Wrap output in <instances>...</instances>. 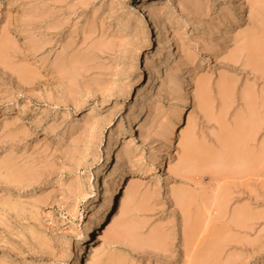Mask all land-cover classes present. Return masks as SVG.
<instances>
[{
  "label": "rangeland",
  "instance_id": "1",
  "mask_svg": "<svg viewBox=\"0 0 264 264\" xmlns=\"http://www.w3.org/2000/svg\"><path fill=\"white\" fill-rule=\"evenodd\" d=\"M88 246L99 264H264V0H0V264H87Z\"/></svg>",
  "mask_w": 264,
  "mask_h": 264
},
{
  "label": "bare ground",
  "instance_id": "2",
  "mask_svg": "<svg viewBox=\"0 0 264 264\" xmlns=\"http://www.w3.org/2000/svg\"><path fill=\"white\" fill-rule=\"evenodd\" d=\"M242 5L240 4L238 6V11L239 13L242 12ZM241 20H242V15H240V19L238 21V23H241ZM255 53L252 51V56H255L254 55ZM195 73V69L192 68V69H189L187 66L184 67L183 69V72L178 76H175L174 79H175V83L181 87V101H180V106L177 107V109L175 110L172 118H171V121L169 123H167L166 125H164L161 129V138L163 140V142L165 143V155H171L172 154V149L174 147V139L176 138L177 134L179 133V126H180V123L182 122V117L184 115V111H185V108L190 104L191 102V92H190V89L188 88L189 86V83H190V78L193 76V74ZM199 99L201 100L202 97H201V94L199 95ZM182 147H183V158L181 159V163H189V161H191V158H192V153L190 152L191 148H192V138L189 137V136H184L183 138V142H182ZM164 154H160L159 152L156 154V156H154V164H153V167H160L162 168L163 167V155ZM104 165V164H103ZM102 165V166H103ZM101 166V167H102ZM96 171L95 175L96 177H100L102 175V172L104 171V168H101ZM119 174H120V177L122 178L123 175L125 174L123 169H119ZM139 179H136L135 181H137ZM117 183V182H116ZM116 185V184H115ZM113 184V186H115ZM128 192V190H126L123 194V196ZM133 193L135 192L134 190L132 191ZM108 190L105 189L102 193L101 196H106L108 195ZM121 197V200L122 202H125V199L124 197ZM178 199L180 202L184 203L185 205H187V203L189 202V200L191 199L190 196L185 193V192H181V193H178ZM192 200V199H191ZM218 200V199H217ZM222 200V199H220ZM219 200V201H220ZM219 204V202H217ZM225 204V203H224ZM223 204V205H224ZM215 205V204H213ZM222 205V206H223ZM217 206V205H216ZM220 207V206H219ZM206 209L208 207H205ZM215 208V206H214ZM218 209V208H217ZM216 209V210H217ZM221 209V208H220ZM99 210H102V202H100L97 206V215H96V219L93 223V225H88L85 227L84 229V232H83V235L84 237H87L90 235V232H92V230L96 227H99L100 225V222L102 221V218L100 216V213H99ZM215 210V209H214ZM205 211V210H204ZM208 211H209V208H208ZM208 211H207V214H208ZM212 213V212H211ZM205 214V213H204ZM211 215V214H210ZM206 217V215H204ZM203 216V217H204ZM208 217V216H207ZM206 217V219H207ZM211 217V216H210ZM209 218V217H208ZM213 218V217H212ZM206 219L204 220L205 222ZM211 220V219H210ZM203 220H201L202 222ZM200 222V221H199ZM203 222V223H205ZM196 223V222H195ZM202 224V223H201ZM193 227V226H192ZM199 227V226H198ZM119 228H123V229H129L127 227H124L122 225H119ZM190 228H191V225H190ZM197 228V227H196ZM202 228V226H201ZM133 229V228H131ZM202 230V229H201ZM206 230V229H204ZM129 232V230H128ZM132 232V231H131ZM196 232V231H195ZM194 232V234H195ZM200 232V231H199ZM198 232V233H199ZM202 232H204L202 230ZM120 233V230H116L114 232H112L113 236L114 234L117 235ZM79 251L81 250V248L78 249ZM89 252V253H88ZM87 253L88 255L86 256L87 259H86V263L87 264H99L101 262V254H98L96 253V249L94 247H90L88 246L87 247ZM83 262V260H81L78 264H81Z\"/></svg>",
  "mask_w": 264,
  "mask_h": 264
}]
</instances>
